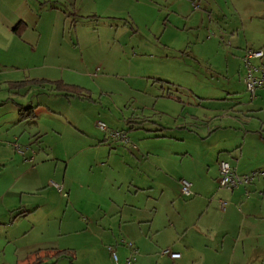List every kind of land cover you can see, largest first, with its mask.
<instances>
[{
    "label": "crops",
    "instance_id": "obj_1",
    "mask_svg": "<svg viewBox=\"0 0 264 264\" xmlns=\"http://www.w3.org/2000/svg\"><path fill=\"white\" fill-rule=\"evenodd\" d=\"M4 1L10 9L16 0H0V36L12 42L17 32L3 13ZM163 1L175 9L171 15L181 17L180 0ZM210 2L203 6L215 16L209 25L215 35L206 39L230 43L215 55L222 57L216 65L231 77L221 106L212 107L201 123L197 115L182 123L181 115L173 119L163 112L166 123L158 124L157 133L145 128L133 145L70 147L61 142L67 111L52 103L59 99L67 108L69 96L50 83L73 85L70 80L50 65L42 68L44 73L0 79V176L6 179L0 184V227L5 240L8 244L52 224L60 207L56 218L67 236L57 247H39L15 260L2 255L0 264H26L37 254L57 250H66L71 264H126L130 255L135 256L131 264H264V86L249 95L242 62L248 48L264 53V0H222L219 7L218 0ZM216 14L238 21L221 25ZM29 80L44 82L10 86ZM220 160L238 174H259L247 185L219 188ZM181 180L190 183V196L181 193ZM166 249L179 256L163 254Z\"/></svg>",
    "mask_w": 264,
    "mask_h": 264
},
{
    "label": "rangeland",
    "instance_id": "obj_2",
    "mask_svg": "<svg viewBox=\"0 0 264 264\" xmlns=\"http://www.w3.org/2000/svg\"><path fill=\"white\" fill-rule=\"evenodd\" d=\"M206 2L180 0L176 8L183 18H177L171 15L175 9L160 0H16L10 9L4 1L3 13L17 33L12 42L0 36V79L44 73L42 68L50 65L81 88V94L68 95L67 108L59 99L52 101L55 109L67 111L61 142L70 147L133 145L145 128L157 133L158 124L166 123L163 112L173 119L181 115L182 123L197 115L201 123L212 107L221 106L231 77L216 65L222 57L215 50H227L230 43L210 42L215 16L203 6ZM186 3L202 15L187 17L192 10ZM216 18L221 25L238 21ZM99 122L104 129L97 127ZM5 180L0 176V184ZM55 218L8 244L0 227V257L15 260L39 247L61 245L67 236ZM54 264L71 263L62 258Z\"/></svg>",
    "mask_w": 264,
    "mask_h": 264
},
{
    "label": "built area",
    "instance_id": "obj_3",
    "mask_svg": "<svg viewBox=\"0 0 264 264\" xmlns=\"http://www.w3.org/2000/svg\"><path fill=\"white\" fill-rule=\"evenodd\" d=\"M193 6L196 8L199 5L193 4ZM263 51L261 49H252L248 48L244 51V54L242 56V62L244 65V75H243V81L246 86V90L249 93L251 97H254L256 94V91L258 88L264 86V62L262 61L263 58ZM98 127L101 129L105 128L104 123L99 122ZM13 146L15 150L18 153H24V148L21 147L17 143H13ZM219 176H218V187L219 188H225V189H233L236 188L240 184L247 185L249 184L254 177L259 174L258 172H251L249 174H238L233 167L230 166V164L225 160L219 161ZM55 187L61 191L62 186L61 184L55 183ZM181 193L184 196H190L192 194L190 183L186 180H181ZM221 206L224 208L225 202L221 201ZM128 245H131L128 243ZM109 250L111 251V255L113 258V261L115 263L118 262V257L112 247H109ZM163 254H168L172 258H176L179 256L176 252H171L170 250L166 249L162 251ZM135 256L130 255L125 259L126 264H131L132 261H134Z\"/></svg>",
    "mask_w": 264,
    "mask_h": 264
},
{
    "label": "trees",
    "instance_id": "obj_4",
    "mask_svg": "<svg viewBox=\"0 0 264 264\" xmlns=\"http://www.w3.org/2000/svg\"><path fill=\"white\" fill-rule=\"evenodd\" d=\"M13 30L17 32V26H14ZM30 82H44V81L43 80L20 81V82H14L10 84V86L23 87ZM50 83L54 85L55 90L62 91L65 93V95H71L74 92L78 94L82 93V89L74 85L65 84L61 81H55V82H50ZM64 257H68V252L66 250H57V251H54L51 253H45L42 255L37 254L34 258V261L26 263V264H48L47 262L52 259H53V262L49 264H54L56 263L57 260H59L60 258H64Z\"/></svg>",
    "mask_w": 264,
    "mask_h": 264
}]
</instances>
